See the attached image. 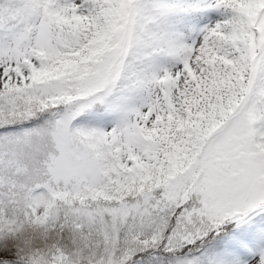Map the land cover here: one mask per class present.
<instances>
[{
  "label": "snow or ice",
  "instance_id": "obj_1",
  "mask_svg": "<svg viewBox=\"0 0 264 264\" xmlns=\"http://www.w3.org/2000/svg\"><path fill=\"white\" fill-rule=\"evenodd\" d=\"M0 264H264V0H0Z\"/></svg>",
  "mask_w": 264,
  "mask_h": 264
}]
</instances>
